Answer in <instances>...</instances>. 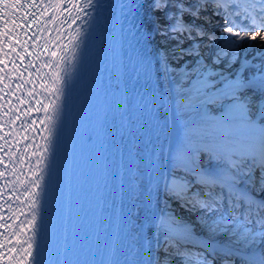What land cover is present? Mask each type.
I'll list each match as a JSON object with an SVG mask.
<instances>
[{"label": "bare ground", "instance_id": "1", "mask_svg": "<svg viewBox=\"0 0 264 264\" xmlns=\"http://www.w3.org/2000/svg\"><path fill=\"white\" fill-rule=\"evenodd\" d=\"M208 1L200 0L201 6ZM219 1L221 0H215L214 2L220 3ZM192 2L195 4L196 0H192ZM229 2H236L239 5L237 12L230 8V6H235L229 5ZM253 2L254 0H222V4L218 5L221 7V14L224 17H218L214 21L195 20L194 24L199 26V31L203 35H197L194 26L190 38L184 35L177 37L176 40L169 39L167 41L159 35L150 38L149 33L153 31V21L159 17L162 25L164 19L163 14L160 12L153 14L146 3L147 32L155 69L159 107V121L154 144V162L158 158V172L161 176L169 174L172 170V154L177 143L186 137L194 149H200L195 155L196 163L194 167L196 171L186 177L192 182L189 197L192 193H198L200 199L206 198L204 195L206 192L222 194L224 196L222 211L225 212L229 206L227 189L222 188L219 184L212 186L210 183H205V181H211L216 175L228 174L226 151L239 144H247V138L253 136L254 132L238 117L231 120L219 119L230 103L228 98L216 95V90L223 87L222 83L217 84L216 88L210 90L209 103L197 108V101L190 99L186 91L190 87V82L196 79V74L192 73L190 78L186 79L183 78V70L191 71L198 66L199 61H203L213 71L223 72L229 79L235 80L239 76L243 80L247 77L245 83L249 87L258 88V81H253V77L257 75L258 66L264 63V47L261 46L264 42L245 40L242 43L238 42L236 48L232 49L226 47L229 34L224 32L227 17L228 20L231 19V21L238 22L240 25L244 23L245 29L249 31H253L258 27H250L251 24H246L248 17L256 15L251 9L245 11L247 6ZM208 5V7H203L205 8L203 11L211 8V5ZM256 7L259 8L258 3ZM168 11L172 12L174 9L169 8ZM184 19L189 20L190 17L185 16ZM159 26L157 25V27ZM240 30L234 28V31ZM261 31H264V29H261ZM181 47L198 52L199 55H187L178 62L174 58L170 59L169 66L175 68L176 71H168L167 66L162 63L161 49H168L171 55ZM222 51L226 55H220ZM217 57L221 61L218 65L213 63ZM209 79L219 80V76L210 77ZM241 93L247 95L246 89H240L237 95ZM261 115H264V109L259 113H255L252 117V123L256 127H259L262 123ZM133 143L134 196L128 264H158L165 252L169 254V264H181L179 252L173 253L174 248H172V245L177 246L179 249H200L202 252L207 250L208 253H211L212 258L229 259L234 264H246V262L253 259L259 260L261 255L264 254V238L257 237L254 242L243 243L237 242L231 236V233L223 231L222 227L213 231L212 222L219 213L209 216L202 209L194 207L190 202L186 203L184 200L172 198L165 193L163 180L160 181V187L157 191L154 185L155 172L152 185V206L148 221L144 222L141 217L144 207V156L141 148L142 140L138 134L134 136ZM246 171L247 166L240 171V176L243 177ZM190 176H193V178ZM236 188L253 196H259V189L257 188L253 192L252 187L247 182V177L239 180ZM161 217L175 221V227L178 229L175 237L170 236L159 225ZM175 251L181 250L175 249Z\"/></svg>", "mask_w": 264, "mask_h": 264}, {"label": "snow or ice", "instance_id": "2", "mask_svg": "<svg viewBox=\"0 0 264 264\" xmlns=\"http://www.w3.org/2000/svg\"><path fill=\"white\" fill-rule=\"evenodd\" d=\"M148 7L152 10L153 14L160 12L163 14L164 23L161 25L160 18L157 17L153 21V31L149 33L150 38H154L155 35H159L164 38L165 41L171 39L176 40L179 36L187 35L189 38L192 35L194 26L197 35H203L199 31V26L194 22L199 18V10L201 7L200 0H196L195 4L192 0H146ZM257 3L259 4V10L257 11ZM94 0H83V4H76L74 7L80 11H84L87 15L86 9L92 7ZM35 3H22L21 0H0V53L4 55L0 57V65H5V57L8 52H5V44L9 46L8 51L16 52V48L12 45L19 47H25L27 40L21 41V32L27 35L26 29L32 25L37 24L36 19L30 20V15L35 16V13H29L28 9L36 7ZM138 5H131V7ZM58 7V5H57ZM174 9L169 12L168 9ZM251 9L256 15L251 16V24L257 25V17L261 21H264V0H254L249 4L245 11ZM190 17L189 20H185L184 17ZM224 32L229 34V38L226 40V47L232 49L236 48L238 42L242 43L245 40L262 41L264 42V23H260L255 30L249 31L245 28H241L240 31H234L235 22L227 21ZM157 25H160L157 27ZM39 31V29H38ZM80 35L79 30L76 33L75 40ZM38 38V37H37ZM236 38V39H232ZM264 47V44L261 45ZM45 50L47 46L45 45ZM76 45L73 43L72 51L75 53ZM19 59H24V54L16 52ZM52 56H56V52L51 53ZM187 55H199L198 52H193L191 49L179 48L175 53L170 55L168 49L162 48L160 56L162 63L167 66L168 71H176L175 68L169 66V60L174 58L182 60ZM220 55H226L223 51ZM64 57H61V62L64 61ZM220 59L217 57L213 63L220 64ZM60 67L59 64L56 65ZM12 71H18V66L13 61ZM0 83L7 77L5 67H0ZM196 74V79L190 82V87L186 90L190 99L197 101V108L202 107L209 103L210 90L216 88L217 84L222 83L223 87L216 90V95L224 98H228L230 103L225 108L223 116L220 120H231L238 117L245 123L247 127L254 132L253 136L247 138V144H239L238 146L231 147L226 151V162L228 163L229 173L220 174L214 176L211 181H205L212 186L219 184L222 188L227 189L228 194V210L222 211V202L224 196L222 194H214L212 192H206L205 199H200L198 193H192L189 197L192 182L186 177L194 174L195 169V155L200 149H194L191 143L186 137L182 138L172 154V170L169 174L161 176L158 172L159 164L157 161L153 163V171L156 173L154 185L156 190H159L160 181L163 180L164 191L167 195L177 200H184L186 203L190 202L194 207H198L204 211L207 215L219 213L217 218L212 222V230L216 231L223 228V231L230 232L231 236L235 238L237 242L249 243L254 242L257 237L264 238V115H261V121L259 127H256L252 123V117L255 113L261 112L264 109V63L258 66L257 75L253 77V81H258L259 87L252 88L245 83L247 77L243 80L238 76L235 80L226 77L223 72L213 71L203 61L198 62V66L191 71L183 70V78H190L191 74ZM22 76V73L20 74ZM219 76V80L209 79L210 77ZM53 88L45 89V91H52L57 96V100L63 94V88L58 85H62L63 77L59 72L53 74ZM251 83V82H249ZM5 88H10L9 84L4 85ZM18 88H22L23 84L17 85ZM240 89H246L247 95L241 93L237 95ZM3 88H0V92H3ZM31 95V93H29ZM2 107V106H0ZM60 105L56 100L51 101L49 104L43 105V110L46 113V130L48 132V138L46 140V146L44 152L48 151L47 143L50 142L53 127L54 117L59 112ZM51 111L53 115H47ZM7 115V113H5ZM27 113H25V116ZM19 119V117H16ZM0 139L4 137L0 136ZM27 139V137H25ZM3 157H0L2 160ZM47 159L46 156H40L37 159V165L43 164ZM250 162V163H249ZM247 166V171L244 172L243 177H247V182L252 187V191L255 192L259 189V196H253L252 194L239 190L236 188L239 180L243 179L240 176V171ZM0 175H3L0 173ZM44 181V169L38 168L32 173V178L27 181L25 186L24 195L27 197V201L31 211V219L23 222L21 228L26 225L32 230L33 235L26 241L27 248H22V251L27 256H32L33 244L36 238L37 231V217L40 212V195L43 191ZM17 182L24 184V181H20L19 177ZM153 183V179L150 176V184ZM159 225L165 229L170 236L175 237L178 229L175 227V221L171 219H164L161 217ZM19 243V241H17ZM2 246V245H0ZM181 264H215V259H209L211 253L207 250L204 253L201 252H179L178 253ZM169 254L164 253L162 259L158 264H169ZM11 264V261L9 262ZM23 264H30V262L24 261ZM39 264V261H37ZM221 264H224V260H221ZM234 264V262H233ZM246 264H264V254L261 255L259 260L253 259Z\"/></svg>", "mask_w": 264, "mask_h": 264}, {"label": "rangeland", "instance_id": "3", "mask_svg": "<svg viewBox=\"0 0 264 264\" xmlns=\"http://www.w3.org/2000/svg\"><path fill=\"white\" fill-rule=\"evenodd\" d=\"M228 26V25H225V27Z\"/></svg>", "mask_w": 264, "mask_h": 264}]
</instances>
